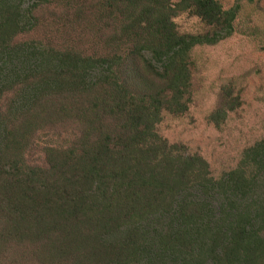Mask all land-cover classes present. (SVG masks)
I'll return each mask as SVG.
<instances>
[{
	"label": "trees",
	"instance_id": "16d2710c",
	"mask_svg": "<svg viewBox=\"0 0 264 264\" xmlns=\"http://www.w3.org/2000/svg\"><path fill=\"white\" fill-rule=\"evenodd\" d=\"M242 1L0 0V264H264V141L216 176L158 128Z\"/></svg>",
	"mask_w": 264,
	"mask_h": 264
},
{
	"label": "rangeland",
	"instance_id": "374dc122",
	"mask_svg": "<svg viewBox=\"0 0 264 264\" xmlns=\"http://www.w3.org/2000/svg\"><path fill=\"white\" fill-rule=\"evenodd\" d=\"M222 1L227 7L238 3ZM240 4L241 22L248 18L250 29L194 50V102L185 116L165 114L158 126L164 138L206 159L216 176L235 167L245 148L264 141V0ZM176 21L182 32L197 33L204 28L199 18L187 13ZM225 89L240 96L242 105L217 125L211 118L222 106Z\"/></svg>",
	"mask_w": 264,
	"mask_h": 264
}]
</instances>
